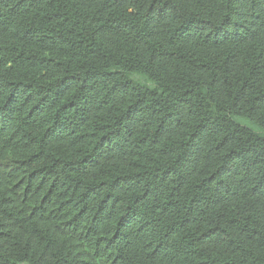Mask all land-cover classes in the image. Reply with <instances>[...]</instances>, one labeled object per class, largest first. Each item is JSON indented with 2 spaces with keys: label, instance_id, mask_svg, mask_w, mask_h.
Masks as SVG:
<instances>
[{
  "label": "trees",
  "instance_id": "1",
  "mask_svg": "<svg viewBox=\"0 0 264 264\" xmlns=\"http://www.w3.org/2000/svg\"><path fill=\"white\" fill-rule=\"evenodd\" d=\"M0 264H264V0H0Z\"/></svg>",
  "mask_w": 264,
  "mask_h": 264
}]
</instances>
